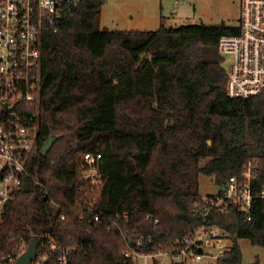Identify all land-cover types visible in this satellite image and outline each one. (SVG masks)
Returning <instances> with one entry per match:
<instances>
[{
  "label": "trees",
  "instance_id": "1",
  "mask_svg": "<svg viewBox=\"0 0 264 264\" xmlns=\"http://www.w3.org/2000/svg\"><path fill=\"white\" fill-rule=\"evenodd\" d=\"M104 3L81 0L61 12L56 32L44 31L39 103L29 109L37 142L29 175L0 216V264L34 231L37 257L48 237L65 245L82 237L69 264H131L119 233L89 225L84 209L94 195L80 175L85 154L100 155L97 206L110 216L127 213L131 227L159 236L180 237L196 224L190 208L201 198L200 176L219 190L257 160L256 184L264 187V92L229 97L218 50L220 36L239 28L163 23L156 31H104ZM147 214L160 221L156 229ZM217 220L232 242L219 264L241 263L238 240L264 247V200L254 202L250 221L235 209Z\"/></svg>",
  "mask_w": 264,
  "mask_h": 264
},
{
  "label": "built area",
  "instance_id": "2",
  "mask_svg": "<svg viewBox=\"0 0 264 264\" xmlns=\"http://www.w3.org/2000/svg\"><path fill=\"white\" fill-rule=\"evenodd\" d=\"M80 1L0 0V216L23 178L29 175L25 164L37 142L38 125L29 109L39 103L44 31L56 32L61 12L77 7ZM172 2V14L178 6L189 4L188 0ZM239 2V31L221 35L218 50L230 58L226 69L228 96L246 99L264 92V0ZM99 159V154H85L82 159L80 175L94 195L84 211L92 229L108 224L110 230L120 234L123 256L131 264H200L204 259L208 264H219L232 245L228 230L220 227L217 218L235 209L250 221L254 202L264 200V187L256 184L258 161L252 160L239 175L228 177L214 194L192 202L190 213L196 224L188 232L176 238L170 233L167 237L155 235L154 231L145 233L131 227L127 213L110 216L97 206L104 186ZM145 220L155 229L160 224L150 214ZM86 234L92 233L88 230ZM84 241L77 237L65 245L48 237L44 253L35 255L31 264H69V257L84 248ZM25 249L21 242L14 256L4 257L5 262L12 264Z\"/></svg>",
  "mask_w": 264,
  "mask_h": 264
},
{
  "label": "rangeland",
  "instance_id": "3",
  "mask_svg": "<svg viewBox=\"0 0 264 264\" xmlns=\"http://www.w3.org/2000/svg\"><path fill=\"white\" fill-rule=\"evenodd\" d=\"M240 0H188V5L178 6L172 14V0H105L98 20L104 31H156L161 24L167 27L204 24L237 27L241 15ZM226 68L229 56L221 55ZM205 176L199 178L201 196L217 190ZM230 246L232 242H229ZM27 247V246H26ZM240 264H264V247L253 245L248 239L238 240ZM200 264H208L204 259Z\"/></svg>",
  "mask_w": 264,
  "mask_h": 264
},
{
  "label": "water",
  "instance_id": "4",
  "mask_svg": "<svg viewBox=\"0 0 264 264\" xmlns=\"http://www.w3.org/2000/svg\"><path fill=\"white\" fill-rule=\"evenodd\" d=\"M56 139L57 138L51 137L46 141V143L43 145L41 149V155L47 154V152L51 149ZM39 244H40V241L38 239V234L36 231H34L33 238L28 243L26 249L24 250L22 254H20L17 257V259L12 264H31V262L33 261L36 255Z\"/></svg>",
  "mask_w": 264,
  "mask_h": 264
}]
</instances>
